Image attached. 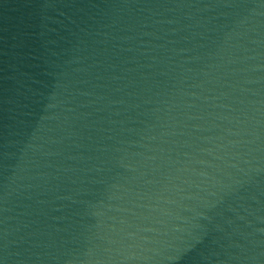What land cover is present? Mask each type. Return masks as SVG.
Segmentation results:
<instances>
[{"label": "water", "instance_id": "1", "mask_svg": "<svg viewBox=\"0 0 264 264\" xmlns=\"http://www.w3.org/2000/svg\"><path fill=\"white\" fill-rule=\"evenodd\" d=\"M0 264H264V0H0Z\"/></svg>", "mask_w": 264, "mask_h": 264}]
</instances>
